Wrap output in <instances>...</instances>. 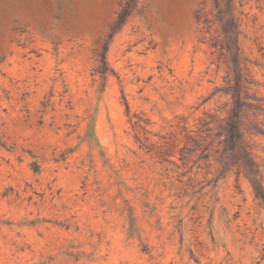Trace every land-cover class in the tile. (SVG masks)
Listing matches in <instances>:
<instances>
[{
	"label": "rangeland",
	"instance_id": "rangeland-1",
	"mask_svg": "<svg viewBox=\"0 0 264 264\" xmlns=\"http://www.w3.org/2000/svg\"><path fill=\"white\" fill-rule=\"evenodd\" d=\"M0 264H264V0H0Z\"/></svg>",
	"mask_w": 264,
	"mask_h": 264
}]
</instances>
